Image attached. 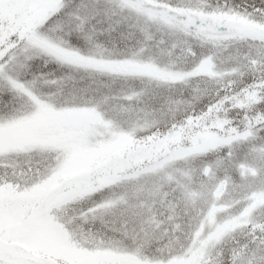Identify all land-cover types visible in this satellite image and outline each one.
<instances>
[{
    "label": "snow or ice",
    "instance_id": "obj_1",
    "mask_svg": "<svg viewBox=\"0 0 264 264\" xmlns=\"http://www.w3.org/2000/svg\"><path fill=\"white\" fill-rule=\"evenodd\" d=\"M0 264H264V0H0Z\"/></svg>",
    "mask_w": 264,
    "mask_h": 264
}]
</instances>
